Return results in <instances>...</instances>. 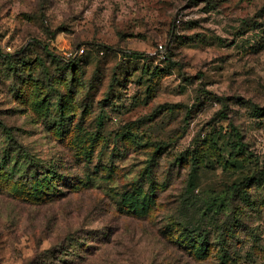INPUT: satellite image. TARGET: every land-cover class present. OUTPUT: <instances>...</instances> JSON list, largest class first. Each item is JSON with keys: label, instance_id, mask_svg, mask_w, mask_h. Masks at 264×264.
<instances>
[{"label": "rangeland", "instance_id": "obj_1", "mask_svg": "<svg viewBox=\"0 0 264 264\" xmlns=\"http://www.w3.org/2000/svg\"><path fill=\"white\" fill-rule=\"evenodd\" d=\"M0 123V264H264V0H0Z\"/></svg>", "mask_w": 264, "mask_h": 264}, {"label": "trees", "instance_id": "obj_2", "mask_svg": "<svg viewBox=\"0 0 264 264\" xmlns=\"http://www.w3.org/2000/svg\"><path fill=\"white\" fill-rule=\"evenodd\" d=\"M42 89L38 90V96L36 100L34 101L33 107L35 110L40 111L42 107L47 102V96L48 92L42 94ZM73 113L71 112V105L65 101L64 96L61 95L59 102H58V117L60 120H65L69 117H71ZM0 123V127H1ZM2 164L0 167V180L3 183H14L16 175H18L19 180H23L27 172H22V168L18 167V164L16 162L15 158H6L3 156L2 158ZM7 159V160H6ZM193 165H196L197 163H192ZM193 167V166H192ZM193 171V168H192ZM45 175L40 180L36 181L34 183V186L32 188V191L30 193L28 192H21L17 189L12 190V195L17 196L20 199L24 200L25 202H31V203H39L43 200V197L47 191L49 182L51 181L53 175ZM123 203L126 205V207L131 210L134 213L138 212V208L135 206L132 196H125ZM174 225L176 224L179 228H181V233L183 237L187 238V240L191 243V251L192 254L196 257H205L207 256V253L209 252L208 248L203 244V241L206 237L196 236L194 235V232L191 230V225L186 221H181L179 224L176 222H173ZM178 239V238H177ZM173 241V238H172ZM217 241L221 243H225L226 240L218 239ZM223 252L224 250H219Z\"/></svg>", "mask_w": 264, "mask_h": 264}]
</instances>
